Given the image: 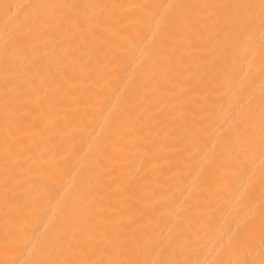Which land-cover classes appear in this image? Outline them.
<instances>
[{"label": "bare ground", "instance_id": "1", "mask_svg": "<svg viewBox=\"0 0 264 264\" xmlns=\"http://www.w3.org/2000/svg\"><path fill=\"white\" fill-rule=\"evenodd\" d=\"M264 0H0V264H264Z\"/></svg>", "mask_w": 264, "mask_h": 264}, {"label": "snow or ice", "instance_id": "2", "mask_svg": "<svg viewBox=\"0 0 264 264\" xmlns=\"http://www.w3.org/2000/svg\"><path fill=\"white\" fill-rule=\"evenodd\" d=\"M262 8H264V3H262ZM262 23H264V20H262Z\"/></svg>", "mask_w": 264, "mask_h": 264}]
</instances>
